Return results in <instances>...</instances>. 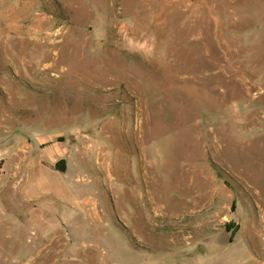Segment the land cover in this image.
I'll return each mask as SVG.
<instances>
[{
  "label": "rangeland",
  "instance_id": "374dc122",
  "mask_svg": "<svg viewBox=\"0 0 264 264\" xmlns=\"http://www.w3.org/2000/svg\"><path fill=\"white\" fill-rule=\"evenodd\" d=\"M0 264H264V0H0Z\"/></svg>",
  "mask_w": 264,
  "mask_h": 264
},
{
  "label": "water",
  "instance_id": "95a60500",
  "mask_svg": "<svg viewBox=\"0 0 264 264\" xmlns=\"http://www.w3.org/2000/svg\"><path fill=\"white\" fill-rule=\"evenodd\" d=\"M54 168L58 171H61V172L65 171V169H66L65 159L61 158L58 161H56L54 164Z\"/></svg>",
  "mask_w": 264,
  "mask_h": 264
},
{
  "label": "bare ground",
  "instance_id": "6f19581e",
  "mask_svg": "<svg viewBox=\"0 0 264 264\" xmlns=\"http://www.w3.org/2000/svg\"><path fill=\"white\" fill-rule=\"evenodd\" d=\"M36 46H37V45H36ZM180 186H182V185H180ZM177 188H179V187H177ZM181 188H182V187H181ZM183 190H184V189H182V192H183ZM180 192H181V189H180ZM184 194H186V193H184Z\"/></svg>",
  "mask_w": 264,
  "mask_h": 264
}]
</instances>
